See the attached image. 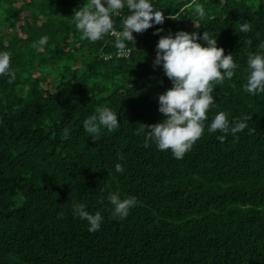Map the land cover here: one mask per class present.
Instances as JSON below:
<instances>
[{"label":"trees","instance_id":"1","mask_svg":"<svg viewBox=\"0 0 264 264\" xmlns=\"http://www.w3.org/2000/svg\"><path fill=\"white\" fill-rule=\"evenodd\" d=\"M152 2L165 23L133 33L126 56L115 35L82 39L74 13L91 0H0V52L16 72L12 84L0 77V264H264V94L244 91L248 56L264 44V0ZM128 14L113 17L116 32ZM181 30L217 37L238 68L212 83L204 134L176 159L137 132L166 118L158 97L172 82L154 67L156 45ZM103 107L120 127L95 141L83 122ZM219 112L252 117L248 129L221 143L208 131ZM112 192L137 198L126 219L111 218ZM76 203L102 213L98 232Z\"/></svg>","mask_w":264,"mask_h":264},{"label":"clouds","instance_id":"2","mask_svg":"<svg viewBox=\"0 0 264 264\" xmlns=\"http://www.w3.org/2000/svg\"><path fill=\"white\" fill-rule=\"evenodd\" d=\"M125 8L129 14L123 19L122 30L116 32L113 17L120 16ZM196 11L201 17L205 15L203 6ZM165 20L163 10H157L152 0H91L90 4L80 7L74 13L75 27L82 33V39L95 43L112 34L117 37L115 46L122 51L126 50L128 44L135 45L133 33H143L155 25H163ZM251 29L250 22L240 25L242 33H249ZM163 31V28H156L153 35L159 36ZM47 42L48 37L44 36L38 43L43 46ZM160 66L172 82V87L158 97L159 112L166 118L156 124H141L137 134H146L145 147L155 143L158 150H171L176 159H183L204 134L207 113L215 103L212 83L231 80L238 64L232 53L225 55L224 48L218 46L217 37L213 38L205 31L201 35L199 32L181 30L174 34L169 31L167 35L160 36L154 67ZM247 72L244 91L254 96L264 94V44L260 45V51L248 56ZM3 76L8 77L9 84L16 79V72L11 68V54L8 52H0V77ZM118 115L111 107L98 108L83 122V128L89 137L97 141L103 129L111 133L120 127ZM251 118L244 116L230 120L228 113L219 112L212 119L208 131H219L221 135L218 139L223 143L227 136H236L248 129ZM64 135H69L67 129ZM120 159H124L123 155ZM115 171L123 174V165L116 164ZM108 200L112 205L111 218L116 220L126 219L137 206L136 197L121 198L118 192L110 193ZM72 212L87 222L89 232L96 233L101 229L104 216L100 211L93 214L87 204L76 203Z\"/></svg>","mask_w":264,"mask_h":264},{"label":"built area","instance_id":"3","mask_svg":"<svg viewBox=\"0 0 264 264\" xmlns=\"http://www.w3.org/2000/svg\"><path fill=\"white\" fill-rule=\"evenodd\" d=\"M120 54H124V55L127 56V55H128V50H123V51L121 50V51H120Z\"/></svg>","mask_w":264,"mask_h":264},{"label":"rangeland","instance_id":"4","mask_svg":"<svg viewBox=\"0 0 264 264\" xmlns=\"http://www.w3.org/2000/svg\"><path fill=\"white\" fill-rule=\"evenodd\" d=\"M175 21H179V18H178V17H176V18H175ZM0 30H1V29H0Z\"/></svg>","mask_w":264,"mask_h":264}]
</instances>
